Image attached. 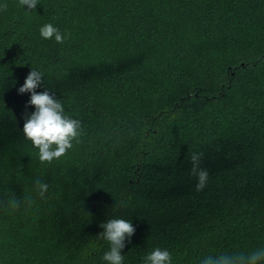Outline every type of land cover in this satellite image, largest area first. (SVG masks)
I'll return each mask as SVG.
<instances>
[{"label":"trees","instance_id":"16d2710c","mask_svg":"<svg viewBox=\"0 0 264 264\" xmlns=\"http://www.w3.org/2000/svg\"><path fill=\"white\" fill-rule=\"evenodd\" d=\"M5 3L0 264H106L97 236L108 219L135 226L123 264L156 247L171 264L264 248V0ZM45 24L64 42L41 37ZM31 69L42 73L36 91L81 122L51 163L21 131L35 107L17 89ZM194 152L209 171L200 192ZM37 178L49 185L43 199Z\"/></svg>","mask_w":264,"mask_h":264},{"label":"clouds","instance_id":"9594fccd","mask_svg":"<svg viewBox=\"0 0 264 264\" xmlns=\"http://www.w3.org/2000/svg\"><path fill=\"white\" fill-rule=\"evenodd\" d=\"M20 6H27V10L35 9L38 0H19ZM7 3L0 5V9L7 10ZM40 35L45 39L54 37L57 43H63L65 36L59 29L51 24H45L40 28ZM43 84L42 73L31 69L24 83L17 89L18 94L29 93L28 105L35 107L31 113L25 112L23 116V127L21 131L25 139L31 141L38 149L40 162L51 163L54 159L62 157L66 150L73 147L72 140L80 135L81 122L71 119L64 113V108L59 99L47 89L37 92L36 89ZM77 142H79L77 140ZM55 146V147H53ZM190 176L196 178L194 189L202 191L209 179V171L202 166V154L192 153L190 155ZM49 185L37 178L33 190L40 198H44ZM20 200L14 196L8 201V206L15 210L20 207ZM28 206L33 203L29 196L26 200ZM123 200L116 201L114 208L124 207ZM103 229L97 236L99 239L108 241L109 250L104 252L102 259L106 264H123L124 256L121 250L130 237L135 234V226L125 219H108L99 225ZM143 264H171V253L166 249L154 248L143 257ZM200 264H264V248L255 249L249 253H220L204 257Z\"/></svg>","mask_w":264,"mask_h":264}]
</instances>
